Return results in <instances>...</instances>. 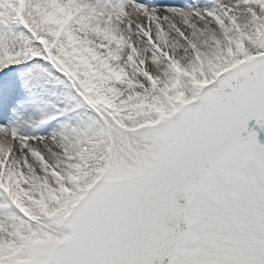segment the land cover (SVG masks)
I'll use <instances>...</instances> for the list:
<instances>
[{"label":"snow or ice","instance_id":"snow-or-ice-1","mask_svg":"<svg viewBox=\"0 0 264 264\" xmlns=\"http://www.w3.org/2000/svg\"><path fill=\"white\" fill-rule=\"evenodd\" d=\"M211 3L0 0V73L82 109L0 124V264H264V0Z\"/></svg>","mask_w":264,"mask_h":264},{"label":"rangeland","instance_id":"rangeland-1","mask_svg":"<svg viewBox=\"0 0 264 264\" xmlns=\"http://www.w3.org/2000/svg\"><path fill=\"white\" fill-rule=\"evenodd\" d=\"M213 6V5H212ZM11 28V31H9ZM12 32L22 33L26 32V29L23 28L22 25L12 26V23L9 20V14L7 8H0V36L5 34L8 37H11ZM141 40L144 43H147L146 38L141 36ZM9 43H13L11 39H9ZM150 57V53L148 54ZM150 63V61H149ZM35 62H31L29 65H14L12 66L11 74H9L7 80V85H11V90H15L18 92L25 93L27 91L36 93L38 99L42 102V109L45 110V118H53L51 123L53 125H59L65 127V125L75 123L77 113L82 111V109H78L77 112L71 111V109L75 105V101L67 100L63 95V86L55 85L54 83L45 82V79L37 78L35 75V68L32 65ZM3 75V73H0ZM21 108L24 109L22 113L19 114L21 117L24 111H29L31 105L29 102L18 101ZM7 112L12 113L14 110V106L10 103L7 104ZM34 118V113L29 111V114H24L23 121H31ZM35 119V118H34ZM50 125V124H49ZM50 129L48 126H46ZM258 127L257 125L254 127ZM261 142L264 143V137L261 138Z\"/></svg>","mask_w":264,"mask_h":264},{"label":"bare ground","instance_id":"bare-ground-1","mask_svg":"<svg viewBox=\"0 0 264 264\" xmlns=\"http://www.w3.org/2000/svg\"><path fill=\"white\" fill-rule=\"evenodd\" d=\"M140 2L148 4L149 6L174 4L184 8H210L214 6L213 3H211V0H140ZM12 26H18V24H12ZM153 39H155L154 34ZM11 71L7 76L4 74L0 75V124L9 128H15L18 135L28 137H47L53 133H58L64 130L65 127L53 125V123H51L53 118H45V110L42 109L36 93L29 91H27L26 94L22 92L17 93V91L11 90L13 88H6L8 81L6 83L5 81L7 80L9 74H11ZM16 100L19 102H29L31 105L29 111L34 113L35 119L32 118L30 122L23 121L24 114H29V111H24L23 115L20 117L19 114L22 113L24 109L21 108L20 104H18ZM8 103L14 106L12 113L7 112ZM41 121L46 122L41 123Z\"/></svg>","mask_w":264,"mask_h":264},{"label":"water","instance_id":"water-1","mask_svg":"<svg viewBox=\"0 0 264 264\" xmlns=\"http://www.w3.org/2000/svg\"><path fill=\"white\" fill-rule=\"evenodd\" d=\"M255 126V121H250L249 122V128H253Z\"/></svg>","mask_w":264,"mask_h":264}]
</instances>
